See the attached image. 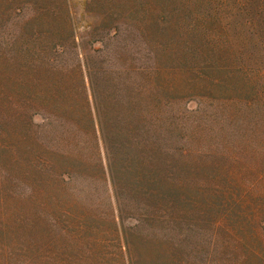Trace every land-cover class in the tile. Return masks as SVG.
<instances>
[{"label": "rangeland", "instance_id": "rangeland-1", "mask_svg": "<svg viewBox=\"0 0 264 264\" xmlns=\"http://www.w3.org/2000/svg\"><path fill=\"white\" fill-rule=\"evenodd\" d=\"M232 1L0 0V264H264V26ZM85 72L152 190L122 169L130 253Z\"/></svg>", "mask_w": 264, "mask_h": 264}, {"label": "trees", "instance_id": "trees-1", "mask_svg": "<svg viewBox=\"0 0 264 264\" xmlns=\"http://www.w3.org/2000/svg\"><path fill=\"white\" fill-rule=\"evenodd\" d=\"M221 4H224L226 0H218ZM232 4L239 10V11H245L248 12L249 14V24L254 27V26H264V0H233ZM144 29V27H143ZM117 28L115 29V31ZM76 34L73 35V40L76 41ZM79 43V42H78ZM77 44V48H79ZM74 46L76 47V44L74 43ZM87 78H89L90 82V74L88 72H85ZM81 83L80 84V92H77V95L81 97L82 103H85L88 101V95L85 93V78L84 75H82L81 78ZM84 85V86H83ZM90 86V92H91V97H92V104H93V109H94V118L89 117L88 114V121L89 122V132L96 137V143H100L103 148H104V153H105V158H106V173L108 176V181L110 182V185L113 189V195L115 197V201L117 204V215L114 218H118L119 220V228H120V235L122 238V245L125 246V249L127 250V253H130V248L132 246V242L130 239H128V230L135 229L137 227L136 223L139 222V220L135 217H133L134 223H132L130 226L127 228L122 225V214H121V180L123 176V171H125L128 174V181L130 183H133L134 185L132 186V191L133 193L136 192L140 197L144 198L145 203L147 204V207L150 205V203L146 200L148 196L152 195V190L146 189L143 185L140 189L137 188V184L141 183L143 180V177H146V175H143V171H138L135 169L136 166H134L133 163V153H134V144L128 143L127 148H128V157L129 161H132L129 167L122 168L119 167L120 164V159L119 156L122 154V145H121V136H120V126L117 127L116 133L117 136L113 138V135L109 134V117H108V106L105 103H102L100 99H95L94 95V90L92 89V84L91 82L89 83ZM84 88V92H83ZM135 91V90H134ZM115 95V93H114ZM162 99V98H161ZM115 107L116 105H122V106H129L133 105V102L129 101L126 102L125 104H121L119 99L116 96H113L112 102H111ZM161 103V102H160ZM130 107V106H129ZM118 108V107H116ZM116 112L120 113V118L122 119L123 116L125 115L124 111L122 108H118L117 110H114ZM124 120V119H123ZM115 133V134H116ZM150 158L156 161L155 155L152 153L151 155H148ZM152 176L148 178V181L152 180ZM175 207V206H174ZM151 208V207H149ZM128 229V230H127ZM212 229L216 231L217 234L219 235H224V236H231V231H229L228 227L226 226V223L223 220H213L212 221ZM221 242L226 243V239L221 240Z\"/></svg>", "mask_w": 264, "mask_h": 264}]
</instances>
